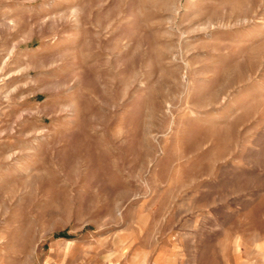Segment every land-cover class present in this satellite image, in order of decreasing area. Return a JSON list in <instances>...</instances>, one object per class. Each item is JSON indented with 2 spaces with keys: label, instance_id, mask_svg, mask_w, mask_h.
<instances>
[{
  "label": "rangeland",
  "instance_id": "1",
  "mask_svg": "<svg viewBox=\"0 0 264 264\" xmlns=\"http://www.w3.org/2000/svg\"><path fill=\"white\" fill-rule=\"evenodd\" d=\"M0 264H264V0H0Z\"/></svg>",
  "mask_w": 264,
  "mask_h": 264
}]
</instances>
